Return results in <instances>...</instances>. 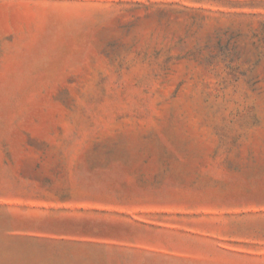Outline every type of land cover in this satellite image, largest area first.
Returning <instances> with one entry per match:
<instances>
[{"label":"rangeland","instance_id":"374dc122","mask_svg":"<svg viewBox=\"0 0 264 264\" xmlns=\"http://www.w3.org/2000/svg\"><path fill=\"white\" fill-rule=\"evenodd\" d=\"M0 264H264V0H0Z\"/></svg>","mask_w":264,"mask_h":264}]
</instances>
